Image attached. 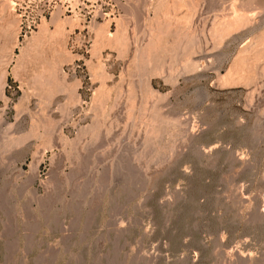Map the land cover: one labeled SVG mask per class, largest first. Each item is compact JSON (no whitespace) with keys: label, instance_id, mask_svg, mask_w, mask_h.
<instances>
[{"label":"rangeland","instance_id":"1","mask_svg":"<svg viewBox=\"0 0 264 264\" xmlns=\"http://www.w3.org/2000/svg\"><path fill=\"white\" fill-rule=\"evenodd\" d=\"M189 1L0 0V24L15 21L0 44L18 39L0 65V264H264V0ZM235 12L249 20L218 34ZM164 17L193 32L192 51L165 33L187 55L160 48L144 66ZM42 21L66 23L61 71L77 100L30 82L56 45L22 54ZM106 22L110 34L124 23L120 48L96 42ZM244 51L251 78L229 81Z\"/></svg>","mask_w":264,"mask_h":264},{"label":"bare ground","instance_id":"2","mask_svg":"<svg viewBox=\"0 0 264 264\" xmlns=\"http://www.w3.org/2000/svg\"><path fill=\"white\" fill-rule=\"evenodd\" d=\"M171 1V0H170ZM193 0H190L189 1V3L192 5V3H193V5L195 6V4H194V2H192ZM247 1V0H246ZM252 1V0H251ZM257 1V0H256ZM174 2V1H173ZM180 2V1H179ZM178 2V3H179ZM198 3V2H197ZM254 3V2H253ZM163 4V3H162ZM174 4V3H173ZM187 4V3H186ZM172 5V4H171ZM185 5V4H184ZM249 5V4H248ZM2 6H4V5H2ZM189 6V5H188ZM261 6V5H260ZM7 7V6H6ZM10 7V6H9ZM182 7V6H181ZM262 7V6H261ZM175 8H177V7H175ZM195 8V7H194ZM169 11V10H168ZM237 11H239V10H237ZM236 11V12H237ZM243 11H246L247 12V10H243ZM249 11V10H248ZM4 12V11H3ZM189 12V11H188ZM236 12H235V14H236ZM240 12V11H239ZM239 12L237 13L238 14V16H239ZM259 12V11H258ZM58 13V12H57ZM170 13V12H169ZM242 13H244V12H241L240 14H242ZM236 14V15H237ZM246 14V13H245ZM57 15V14H56ZM172 16H173V14H171ZM234 15V14H233ZM251 15V14H250ZM162 16V15H161ZM165 16H166V14H165ZM232 16V15H231ZM237 16V18H234V20L232 21L231 20V22H230V20H229V24H227V22H226V26L224 27V29H223V31L221 30L222 29V27L220 28V31H222V33H220V31H219V33L218 34H223V32H225V33H227L228 31L229 32H231V30H233V29H235L237 26H239V25H242L243 23L245 24V22L246 21H248L249 20V18H248V16L247 15H240L239 17ZM156 17V16H155ZM167 17V16H166ZM164 17L166 20H167V18L169 17ZM189 17V16H188ZM234 17V16H233ZM250 17V16H249ZM3 18V17H2ZM8 18V17H7ZM6 18V19H7ZM10 18V17H9ZM69 18H71V17H68V19H67V22H66V19L64 20V22H66V23H71V24H73L72 25V27L71 28H74V25H75V20L74 19H69ZM161 18V17H160ZM171 18V17H170ZM179 18V17H178ZM177 18V19H178ZM184 18V17H183ZM190 18V17H189ZM251 18H254V17H251ZM263 18V17H262ZM163 19V18H162ZM172 19V18H171ZM13 20H15V17L13 18ZM45 20V19H44ZM58 20H60L61 21V19H58ZM72 20V21H71ZM123 20V19H122ZM121 20V21H122ZM188 20V19H187ZM225 20H228V19H225ZM6 21V20H5ZM55 21V20H54ZM63 21V20H62ZM69 21V22H68ZM124 21V20H123ZM156 21V20H155ZM165 21V20H164ZM163 20H162V22L161 21H157L155 24V27L154 26H151V29H153L152 27H154V29H153V31H151V33H150V35H148L151 39L150 40H148L149 42H148V44L146 45V47H142L143 48V50L140 52V54H142L141 56L142 57H144V58H147V63L145 62L146 61V59H142L141 58V60H142V62H143V60H144V66H146L147 64H149L148 63V58H149V62H150V64H152L151 63V61L152 62H154V61H156V64L158 65L159 64V62H157V60H155V59H152V58H154V56L156 57V59H158L159 57V55H157V53L163 48L164 50H166L167 51V49H169L170 50V54L172 53L171 51V48L174 50V54H175V52L177 51L178 52V50L181 48L180 46H182V42H181V44H178V43H180L179 41H177L176 42V44H174L173 42H174V40H176V39H178V38H180L181 36V38H187V40L185 41V39L183 40V41H185V45H186V51L189 49V47L192 45V43H191V40L193 39H196V38H194V37H196V36H194L193 37V32H192V34H190L191 32H189V34H187V32H186V34H185V32H183V29H181L182 31H180V30H177V29H180V27H183V25L181 26L180 25V21L178 22L179 23V27H176L175 26V28H177L176 30H175V28H174V30L173 31H175V32H173L172 31V29H171V27H172V25H170V23L171 22H169V20H167V21H165L164 22ZM172 21V20H171ZM13 22H15V21H10V20H8L6 23H4L3 22V24H0V25H2L1 27H0V37H2V38H4V39H9L10 37H13L14 38V36L12 35L13 34V32L15 33V31H13V28L15 27L14 26V24H13ZM43 23L41 24V27H40V30L38 31V34L35 36V39H34V42H33V39L31 40V42H30V46L29 47H25L24 48V51H23V55H25L26 54V56H29L30 55V53H29V55L27 54L28 52H30V50L32 51L31 53H33L34 52V50L37 52V53H40V57H42V54H43V56H44V48H42L44 45H46L45 44V42H47V41H49V39L51 40V41H53L54 43H56V45H55V47H53L54 46V44H53V46H51V48H49V49H52L51 51H53L51 54L53 55L52 56V62L50 63L47 59V61H42L41 62V65H37L36 63V67H37V69H35L34 70V68L32 69V70H34L32 73V79H31V77L29 78V79H31V81L30 82H33L34 84H38V85H40V87H42V86H44L43 88H46L47 90H46V97L48 98V100L49 99H51V98H53V97H55V95H56V93H57V95H58V93L60 92V91H64V92H70V95H71V99L72 100H75L77 97H78V95H75L74 93H76L75 91H74V89H75V87H78V86H76L77 84H79V82H78V80H77V84H76V82L74 83H68L67 82V80L64 78V77H66V76H64L63 75V72L61 71V67H62V63L63 62H65L66 61V59L68 60H70V55H69V53H68V51H66L67 49L64 47V45H63V42L64 41H61L62 39H64V34H65V25H66V23H64V22H62V24H60L59 23V25L57 26L56 25V29H54L53 31H50V30H45V28L48 26L47 24L48 23H46V21H42ZM57 22V21H56ZM55 22V24H57ZM167 22V23H166ZM169 22V23H168ZM173 22V21H172ZM175 22V21H174ZM224 22V21H223ZM256 22V21H255ZM2 23V22H1ZM107 23V22H106ZM105 23V24H106ZM110 23V22H109ZM109 23H107L106 25L104 24H101V26L100 25H98V27H97V29H95L96 31H95V36H96V42H99L100 40H102V43L103 42H105L106 40L108 41V43H110V45L111 44H117L118 46H115L114 45V47L116 48H118L121 44V42H123V39L121 38V35L124 33L125 34V32L126 31H124L123 33H122V30L123 29H125L126 27H122L121 28V26H123L122 25V23H120V25L117 27L118 29L120 28V30H121V33H116V34H110L109 33ZM251 23V22H250ZM119 24V23H118ZM124 24V23H123ZM152 24H154L153 22H151V25ZM176 24V22L173 24V26ZM223 24V23H222ZM47 25V26H46ZM69 25V24H68ZM76 25H78V24H76ZM95 25H97V24H95ZM103 25V26H102ZM100 26V27H99ZM178 26V25H177ZM252 26H253V24H252ZM95 27V26H94ZM93 27V28H94ZM173 28V27H172ZM219 28V27H218ZM244 28H245V25H244ZM46 29H48V28H46ZM170 29V30H169ZM237 29V28H236ZM71 30V29H70ZM120 30H117L116 32H120ZM126 30V29H125ZM150 30V29H149ZM215 30V29H214ZM169 31H171V32H173V35H169V33H171V32H168ZM47 32V33H46ZM48 32H53L52 33V35H51V37H50V35L48 34ZM197 32V31H196ZM17 33H18V30H17ZM165 33H167L168 34V37L169 36H171V37H173L174 38V40L172 39L171 40V42L169 41V39H167V37H165L167 34H165ZM215 33V32H214ZM216 33V34H217ZM261 33V32H260ZM121 34V35H120ZM127 34V33H126ZM165 34V35H164ZM172 34V33H171ZM174 34H176L177 35V37H176V39H175V35ZM182 34V35H181ZM15 35V34H14ZM113 35H116V36H113ZM263 35V34H262ZM261 35V40H259V41H262V39H264L263 37H264V35L262 36ZM16 36V35H15ZM122 36H124V35H122ZM163 36L165 37V40H164V38H163ZM34 37V36H33ZM128 37V36H127ZM127 37H125V38H127ZM49 38V39H48ZM122 39V41H121V39ZM251 38H253V37H251ZM255 38V37H254ZM48 39V40H47ZM167 39V40H166ZM7 40H6V42L5 43H7ZM10 40H12V39H10ZM56 40V41H55ZM105 40V41H104ZM126 40V39H125ZM128 40V39H127ZM162 40H164V41H166V43H161L162 42ZM221 40V39H220ZM9 41V40H8ZM13 41H15V42H13V44H11L10 42V44H11V46H13V49L18 45V39L17 38H15V40L13 39ZM121 41V42H120ZM163 41V42H164ZM167 41H169L170 42V44H171V46H168V43L169 42H167ZM173 41V42H172ZM195 41V40H194ZM193 41V42H194ZM254 41H255V39H254ZM258 41V42H259ZM12 42V41H11ZM50 42V41H49ZM120 42V43H119ZM125 42V41H124ZM128 42V41H127ZM127 42H125V43H127ZM199 42V41H198ZM101 43V42H100ZM125 43H123L122 44V46L121 47H125V46H128V45H125ZM200 43V42H199ZM218 43V42H217ZM251 43V42H250ZM262 43H264V42H262ZM9 44V45H10ZM48 44V43H47ZM129 44V43H128ZM256 44V43H255ZM1 46H0V65H1V62H4L5 60H4V58L7 60V56L5 55V53H6V51H7V49H8V46L5 44V45H2V43L0 44ZM29 44H27V46H28ZM51 45H52V43H51ZM105 45H106V43H105ZM124 45V46H123ZM261 45V44H260ZM46 46H48V45H46ZM145 46V45H144ZM173 46H175V49H174V47ZM180 48H179V47ZM193 46V45H192ZM191 46V47H192ZM45 47V46H44ZM94 47H95V45H94ZM97 47V46H96ZM102 47V46H101ZM114 47H112V48H114ZM179 48L178 50H176V48ZM184 47V45L182 46V50L184 49L185 50V48H183ZM190 47V48H191ZM197 47V46H196ZM261 47H262V45H261ZM11 48V47H10ZM120 48V47H119ZM161 48V49H160ZM199 48V47H198ZM214 48V47H213ZM260 48V47H259ZM264 48V47H263ZM22 49V48H21ZM48 49V48H47ZM96 49V48H95ZM163 49L161 50V51H163ZM249 49V48H248ZM12 50V49H11ZM98 50H99V48H98ZM181 49L179 50V52L180 51H182ZM184 50L182 51L183 53L182 54H184V55H187L186 54V52H184ZM189 50H191V49H189ZM200 50V49H199ZM252 50H253V48H252ZM8 51H10V49L8 50ZM48 51V50H47ZM50 51V52H51ZM96 51V50H95ZM158 51V52H157ZM192 51V50H191ZM154 52H157L156 53V55H154ZM205 52V51H204ZM245 52L246 51H244V53H242L241 54V52H240V54H241V56H240V58L238 59H236V61H234L233 62V65H232V67L230 68V71H229V81L230 80H232V79H234L233 78V76L235 75V73L236 74H240L241 75V78H242V75H244V73H245V75H246V77L245 78H247V76H248V78L250 77L251 78V75L249 74V73H251L250 72V70L251 69H253V67H251V63H248L250 60V58L247 56L248 54H246L245 55ZM250 51H248V53H249ZM37 53H35L34 52V55H37ZM153 53V54H152ZM167 53V52H166ZM165 53V54H166ZM169 53V52H168ZM181 53V52H180ZM180 53H179V55H180ZM8 54V53H7ZM95 54V53H94ZM173 54V55H174ZM177 54V53H176ZM189 54V53H188ZM245 55V56H242V55ZM255 54V53H254ZM263 53H261V55H262ZM32 55V54H31ZM30 55V56H31ZM46 55V54H45ZM96 55V54H95ZM148 55V56H147ZM153 55V56H152ZM172 55V54H171ZM178 55V56H179ZM251 55V54H250ZM257 55V54H256ZM33 56V55H32ZM31 56V57H32ZM38 56V58H39V54L37 55ZM36 56V57H37ZM189 56H190V54H189ZM255 56V55H254ZM21 56H19V58H20ZM31 57H30V59H28V60H31ZM36 57L35 58H32V60H34V59H36ZM48 57V56H47ZM167 57V56H166ZM183 57V56H182ZM184 57H186V56H184ZM256 57H258V56H256ZM9 58H10V56H9ZM12 58V57H11ZM28 58V57H27ZM37 58V59H38ZM44 58H46V56H44ZM43 58V59H44ZM75 58V57H74ZM161 58V57H160ZM172 58V57H171ZM181 58V57H180ZM36 59V60H37ZM50 59V58H49ZM72 59V58H71ZM183 59V58H182ZM181 59V60H182ZM185 59V58H184ZM187 59V58H186ZM189 59H191V58H189ZM203 59V58H202ZM206 59V58H205ZM257 59V58H256ZM20 60V59H19ZM24 60H26V66H27V59L25 58ZM40 61L42 60V58L41 59H39ZM140 60V61H141ZM154 60V61H153ZM162 59H158V61H161ZM249 60V61H248ZM259 60V59H258ZM21 61V60H20ZM51 61V60H50ZM188 61V60H187ZM191 61V60H190ZM29 62V61H28ZM33 62V61H32ZM31 62V63H32ZM37 62H38V60H37ZM183 62H184V60H183ZM198 62V61H197ZM17 63H18V61H17ZM23 63H24V61H23ZM99 63V62H98ZM142 63V64H143ZM164 63V62H163ZM174 63V62H173ZM182 63V62H181ZM193 63V62H192ZM254 63V62H253ZM256 63V62H255ZM30 64V63H29ZM146 64V65H145ZM153 64H155V63H153ZM196 64V63H195ZM8 65V64H7ZM99 65V64H98ZM98 65H97V67H98ZM101 65V64H100ZM156 65V66H157ZM186 65V64H185ZM19 67H20V65H18ZM17 66V67H18ZM103 66V65H102ZM102 66H99L100 68H99V70H102ZM141 66V65H140ZM149 66V65H148ZM159 66V65H158ZM157 66V67H158ZM34 67V66H33ZM38 67H39V69H38ZM96 67V66H95ZM96 67V68H97ZM150 67V66H149ZM162 67V66H161ZM16 68V67H15ZM22 68V67H21ZM154 68V67H153ZM159 68V67H158ZM157 68V69H158ZM18 69V68H17ZM4 70V72L2 71V72H0V82L2 81L3 82V79H5V75H6V71H5V69H3ZM15 70V69H14ZM30 70V69H29ZM156 70V69H155ZM104 71V70H103ZM142 71V70H141ZM169 71V70H168ZM100 72V71H99ZM98 72V73H99ZM174 72V71H173ZM23 73V72H22ZM31 73V72H30ZM96 73V72H95ZM101 73H102V71H101ZM104 73V72H103ZM260 73V72H259ZM100 74V73H99ZM238 74V75H239ZM62 75V76H61ZM98 75V74H97ZM240 75H239V78H240ZM227 76V75H226ZM252 76H254V74L252 75ZM97 77H99V75L97 76ZM101 77H103V74L101 75ZM133 77V76H132ZM244 77V76H243ZM100 78V77H99ZM240 78V79H241ZM249 78V79H250ZM103 79V78H102ZM249 79H247L248 81H249ZM227 80H228V76H227ZM225 81H226V79H225ZM241 81V80H240ZM171 82V81H170ZM236 82H238V81H236ZM235 82V83H236ZM104 83V82H103ZM243 83V82H242ZM32 84V83H31ZM2 85V84H1ZM35 85V86H36ZM80 85V84H79ZM33 86V85H32ZM39 87V86H38ZM105 87V86H104ZM3 88H1V90H2ZM102 89V88H101ZM99 90V89H98ZM148 90V89H147ZM150 90V89H149ZM152 90V89H151ZM37 91V90H36ZM42 91H43V89H42ZM100 91V90H99ZM103 91V90H102ZM1 92L2 91H0V94H1ZM67 92V93H68ZM61 93V92H60ZM59 93V94H60ZM99 93V92H98ZM98 93H96V94H98ZM103 93V92H102ZM101 92L98 94L99 96H100V94H102ZM2 94H3V92H2ZM54 94V95H53ZM77 94V93H76ZM108 94H110V93H108ZM119 94V93H118ZM133 94V93H132ZM150 95H152L151 93H149ZM157 94V93H156ZM155 94V92H154V94L153 95H156ZM67 95V94H66ZM95 95V94H94ZM134 95V94H133ZM148 95V94H147ZM2 96V95H1ZM53 96V97H52ZM69 96V95H68ZM131 96V95H130ZM105 97V96H104ZM159 97V96H158ZM160 97H161V95H160ZM159 97V99H161ZM43 98V97H42ZM46 98V99H47ZM69 98V97H68ZM96 98V97H95ZM105 98H107V97H105ZM164 98V97H163ZM5 99V98H4ZM78 99V98H77ZM76 99V100H77ZM97 99H98V97H97ZM99 99H100V97H99ZM98 99V100H99ZM108 99V98H107ZM149 99H151V98H149ZM3 100V99H2ZM71 100V101H72ZM47 101V100H46ZM79 101V100H78ZM95 101V100H94ZM43 103V102H42ZM72 103H73V101H72ZM131 103H132V101H131ZM135 103V102H134ZM5 104V103H4ZM154 104V103H153ZM7 105V104H6ZM100 105V104H99ZM102 106V105H101ZM105 107V106H104ZM63 108V107H62ZM101 108V107H100ZM155 109V108H154ZM156 110V109H155ZM154 110V111H155ZM154 111H153V113H154ZM65 112V111H64ZM160 112V111H159ZM61 113H63V112H61ZM44 115V114H43ZM159 115V114H158ZM157 115V116H158ZM149 116V115H148ZM154 116H156L155 114H154ZM160 116H162V115H160ZM46 118V117H45ZM44 118V119H45ZM95 118V117H94ZM153 118H155V117H153ZM159 118V117H158ZM162 119V118H161ZM160 119V120H161ZM49 120H50V118H49ZM61 120V119H60ZM155 120H157V119H155ZM44 121V120H43ZM46 122L48 121L47 119L45 120ZM53 121V120H52ZM52 121H51V124H47L46 122H45V124H47L48 126H46L47 127V129L49 128L50 129V133H52V131H51V129L52 128H54L53 126L51 127L50 125H53L52 124ZM162 122L164 121V120H161ZM57 122V121H56ZM93 122V121H92ZM102 122V121H101ZM161 122V123H162ZM165 122H169V121H165ZM170 123V122H169ZM38 124V123H37ZM42 124V123H41ZM163 124H165L164 125V128H165V126H166V123H164L163 122ZM159 125L161 126V130L163 129L162 128V125L160 124V122H159ZM158 125V126H159ZM36 126V125H35ZM45 126V125H44ZM94 126V125H93ZM160 128V127H159ZM35 129V127L33 128V130ZM46 129V128H45ZM44 129V130H45ZM46 129V131H47V133H48V130ZM36 130H37V128H36ZM159 130V129H158ZM35 131V130H34ZM156 131V130H155ZM165 131H167V130H165ZM176 131V130H175ZM159 132V131H158ZM30 133V132H29ZM34 133V132H33ZM36 133V132H35ZM44 133V132H43ZM46 133V132H45ZM44 133V134H45ZM92 133V132H91ZM42 134V133H41ZM156 134V133H155ZM177 134V133H176ZM4 135V134H3ZM24 135V134H23ZM23 135L21 136L20 135V137H23ZM28 135V134H27ZM36 135V134H35ZM48 135V134H47ZM47 135H43V136H47ZM153 135V134H152ZM26 136V135H25ZM25 136H24V138H25ZM43 136H42V138H43ZM49 136H52V135H48V137ZM95 136V135H94ZM3 137V136H2ZM27 137H29L30 138V135L29 136H27ZM41 137V136H40ZM47 137V138H48ZM23 138V139H24ZM38 138V137H37ZM51 138V137H50ZM54 138V137H53ZM20 139V141H21V139L22 138H19ZM32 139V138H31ZM25 140V139H24ZM29 140V139H28ZM46 140V139H45ZM48 140V139H47ZM50 140H52V139H50ZM10 141V140H9ZM18 140H16V142H17ZM19 141V142H20ZM26 141V140H25ZM44 143V142H43ZM46 143H47V141H46ZM49 143V142H48ZM51 143H52V141H51ZM10 144V143H9ZM13 144V143H12ZM14 144H15V142H14ZM19 144V143H18ZM53 144V143H52ZM42 145V144H41ZM153 145V144H152ZM159 145V144H158ZM14 146V145H13ZM17 146V145H16ZM18 147V146H17ZM78 154V153H77ZM163 157V156H162ZM163 163V162H162ZM63 185V184H62ZM248 262V261H247Z\"/></svg>","mask_w":264,"mask_h":264}]
</instances>
